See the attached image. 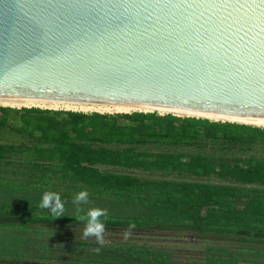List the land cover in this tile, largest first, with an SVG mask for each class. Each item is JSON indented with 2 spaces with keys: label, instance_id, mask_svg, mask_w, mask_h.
I'll list each match as a JSON object with an SVG mask.
<instances>
[{
  "label": "trees",
  "instance_id": "trees-1",
  "mask_svg": "<svg viewBox=\"0 0 264 264\" xmlns=\"http://www.w3.org/2000/svg\"><path fill=\"white\" fill-rule=\"evenodd\" d=\"M3 133L20 140L0 142V214L54 219L38 206L51 191L64 203L56 219L79 220L84 212L72 199L88 190L90 202L80 207L107 209L104 221L184 228L195 237L180 243L114 229L104 231L108 239L80 238L73 227L31 226L1 240L0 260L264 264L263 252L227 238L264 237V128L157 112L0 106Z\"/></svg>",
  "mask_w": 264,
  "mask_h": 264
},
{
  "label": "water",
  "instance_id": "water-1",
  "mask_svg": "<svg viewBox=\"0 0 264 264\" xmlns=\"http://www.w3.org/2000/svg\"><path fill=\"white\" fill-rule=\"evenodd\" d=\"M0 105L254 126L264 0H0Z\"/></svg>",
  "mask_w": 264,
  "mask_h": 264
},
{
  "label": "rangeland",
  "instance_id": "rangeland-1",
  "mask_svg": "<svg viewBox=\"0 0 264 264\" xmlns=\"http://www.w3.org/2000/svg\"><path fill=\"white\" fill-rule=\"evenodd\" d=\"M2 107H10L5 105H0ZM17 108V107H13ZM22 108V107H19ZM35 108H41V109H49V110H64V111H75V112H83V113H93L98 112L102 114H122L115 111H101L99 108H88L86 110H81V107H77V110H74L73 107L70 109H67L66 107L59 106L58 108H50L48 106L45 107H38ZM99 110V111H98ZM101 111V112H100ZM134 112V111H132ZM131 113V111L129 112ZM185 117V116H182ZM214 121V120H212ZM264 128V127H262ZM19 141L20 138L8 134L3 133L0 135V142H9V141ZM105 223V231L106 230H117L121 233L123 232H137L138 234H149L151 238H161L172 241V239L177 238L178 242L180 243H194V233L188 229L184 228H169V227H160L156 225H148L143 223H118V222H112V221H104ZM130 225H134V227H130ZM31 226H41V227H51V228H63V227H70L74 228L76 231L74 234H76L80 238H92L95 236H88L85 237L83 235L84 229H85V222H81L80 220H64V219H48V218H40V219H34L30 217H20V216H13V215H5L0 214V242L1 240L7 239L11 240V238H15L17 235V228H24V227H31ZM106 232H104L105 234ZM110 233H107L103 235L105 239H108L112 237L109 235ZM122 236V235H120ZM241 234L233 235L232 237H227L231 243L236 244V239L240 240V243L246 246L247 249H250L251 251L256 252H263L264 253V237L256 236V235H248L247 238H242ZM211 238L213 241H215V235H211ZM226 239V238H225ZM235 240V241H234ZM241 246V245H240ZM11 246L9 247L5 246V251L8 252V254L14 253L10 251ZM0 264H12V262H6L0 260Z\"/></svg>",
  "mask_w": 264,
  "mask_h": 264
},
{
  "label": "clouds",
  "instance_id": "clouds-1",
  "mask_svg": "<svg viewBox=\"0 0 264 264\" xmlns=\"http://www.w3.org/2000/svg\"><path fill=\"white\" fill-rule=\"evenodd\" d=\"M89 195L90 193L88 190L80 191L74 195L72 203L77 206V213L84 212L83 215L78 216L81 222H85L83 235L85 237L95 236L98 239H102L105 231L104 220L108 217L109 213L107 209L95 207L85 212L80 205L89 204ZM38 206L41 209H46L54 219L65 216L64 203L61 200V196L56 192H43L42 199ZM130 227H134V225H130Z\"/></svg>",
  "mask_w": 264,
  "mask_h": 264
},
{
  "label": "bare ground",
  "instance_id": "bare-ground-1",
  "mask_svg": "<svg viewBox=\"0 0 264 264\" xmlns=\"http://www.w3.org/2000/svg\"><path fill=\"white\" fill-rule=\"evenodd\" d=\"M5 106H10V107H17V108H19V107H26V108H31V107H36V106H34V105H5ZM39 107V106H38ZM40 107H42V106H40ZM43 107H45V106H43ZM48 107H50V108H58L59 106H48ZM67 109H70V108H72V107H66ZM73 109L74 110H77V107H73ZM81 110H86V109H88V108H80ZM99 110H101V111H107V112H109V111H115V112H118V113H129L130 111L129 110H116V109H103V108H99ZM98 110V111H99ZM100 111V112H101ZM132 112V111H131ZM198 116H200V115H198ZM208 118H210L211 120H225V118H221V117H213V116H208ZM239 122H245V123H248V124H252V125H254V126H260V127H264V119H247V120H245V119H237Z\"/></svg>",
  "mask_w": 264,
  "mask_h": 264
}]
</instances>
